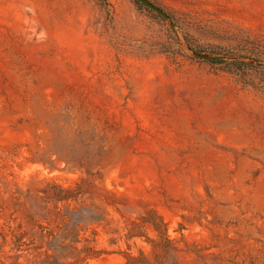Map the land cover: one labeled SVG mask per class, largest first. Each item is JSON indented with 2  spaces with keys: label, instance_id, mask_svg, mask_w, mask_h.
<instances>
[{
  "label": "rangeland",
  "instance_id": "obj_1",
  "mask_svg": "<svg viewBox=\"0 0 264 264\" xmlns=\"http://www.w3.org/2000/svg\"><path fill=\"white\" fill-rule=\"evenodd\" d=\"M149 1L0 0V264H264V0Z\"/></svg>",
  "mask_w": 264,
  "mask_h": 264
},
{
  "label": "water",
  "instance_id": "obj_2",
  "mask_svg": "<svg viewBox=\"0 0 264 264\" xmlns=\"http://www.w3.org/2000/svg\"><path fill=\"white\" fill-rule=\"evenodd\" d=\"M139 2H141L142 4H144L145 6L149 7L150 9L158 12L159 14H161L166 20H169V16L168 14L162 10L160 7H158L157 5H155L153 2L149 1V0H138ZM198 57H204V58H208L209 56L207 55H201V54H195Z\"/></svg>",
  "mask_w": 264,
  "mask_h": 264
},
{
  "label": "trees",
  "instance_id": "obj_3",
  "mask_svg": "<svg viewBox=\"0 0 264 264\" xmlns=\"http://www.w3.org/2000/svg\"><path fill=\"white\" fill-rule=\"evenodd\" d=\"M93 219H94V220H99V219H100V217H99V216H98V217H96V218L94 217ZM52 243H55V241H52ZM52 245H53V244H52Z\"/></svg>",
  "mask_w": 264,
  "mask_h": 264
}]
</instances>
